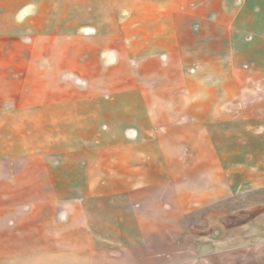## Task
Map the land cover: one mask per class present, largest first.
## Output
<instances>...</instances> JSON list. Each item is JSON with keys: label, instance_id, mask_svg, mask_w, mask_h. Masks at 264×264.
Masks as SVG:
<instances>
[{"label": "crops", "instance_id": "crops-1", "mask_svg": "<svg viewBox=\"0 0 264 264\" xmlns=\"http://www.w3.org/2000/svg\"><path fill=\"white\" fill-rule=\"evenodd\" d=\"M0 264H264V0H0Z\"/></svg>", "mask_w": 264, "mask_h": 264}, {"label": "rangeland", "instance_id": "rangeland-1", "mask_svg": "<svg viewBox=\"0 0 264 264\" xmlns=\"http://www.w3.org/2000/svg\"><path fill=\"white\" fill-rule=\"evenodd\" d=\"M91 16H92V15H91ZM98 16H99V15H98ZM81 21H82V23H84V24H88V22H89V14H82V15H81ZM47 32H49V33H56V30H54V29H53V30L48 29ZM166 175H167V174H166ZM158 178H160V181L162 180V182L166 180V176L163 175V174H160V175H154V176L152 177V179L155 180V181H156ZM146 180H147V179H146ZM156 190L160 191V193L162 194V196H163V195H167V190H165L164 188L156 189Z\"/></svg>", "mask_w": 264, "mask_h": 264}]
</instances>
